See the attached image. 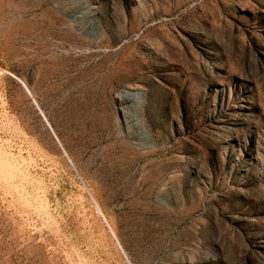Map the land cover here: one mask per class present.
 <instances>
[{
	"label": "rangeland",
	"instance_id": "obj_1",
	"mask_svg": "<svg viewBox=\"0 0 264 264\" xmlns=\"http://www.w3.org/2000/svg\"><path fill=\"white\" fill-rule=\"evenodd\" d=\"M0 264H264V0H0Z\"/></svg>",
	"mask_w": 264,
	"mask_h": 264
},
{
	"label": "bare ground",
	"instance_id": "obj_2",
	"mask_svg": "<svg viewBox=\"0 0 264 264\" xmlns=\"http://www.w3.org/2000/svg\"><path fill=\"white\" fill-rule=\"evenodd\" d=\"M94 8H96V6H94ZM23 84H24V86L26 87V89L28 90L29 94L33 97L32 99L35 101V103H36L37 106L39 107V110H40L41 113L43 114V116H44L46 122L48 123V125L50 126V128H51V130L53 131L54 135H55L56 138L58 139V137H57V135L55 134V132H54V130H53V128H52V126H51V124H50L48 118L46 117L45 113H44L43 110L40 108L39 104L37 103V100L35 99V97H34L32 91L29 89V87L26 85L25 82H23ZM221 84H223V83H221ZM58 140H59V139H58ZM70 161H71V160H70ZM71 162H72V161H71ZM95 202H96V201H95ZM96 203H97V202H96ZM97 207L99 208L100 212L102 213V210H101L100 206L98 205V203H97ZM102 214H103V213H102ZM103 216H104V214H103ZM104 217H105V216H104ZM110 228H111V227H110ZM111 231H112V233H113L114 236H115V233H114V231H113L112 228H111Z\"/></svg>",
	"mask_w": 264,
	"mask_h": 264
}]
</instances>
